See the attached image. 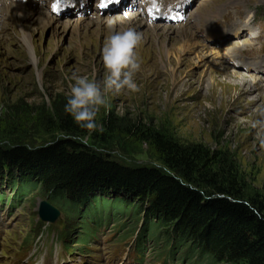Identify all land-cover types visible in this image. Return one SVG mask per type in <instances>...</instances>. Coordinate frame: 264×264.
Here are the masks:
<instances>
[{"label":"rangeland","instance_id":"374dc122","mask_svg":"<svg viewBox=\"0 0 264 264\" xmlns=\"http://www.w3.org/2000/svg\"><path fill=\"white\" fill-rule=\"evenodd\" d=\"M84 1L81 10L74 4L57 14L50 10L53 0H24L21 16L12 0H0V147L41 145V118L56 104L64 108L73 76L102 87L105 41L114 31L133 29L142 37L135 49L141 65L134 75L138 91L105 94L99 125L112 112L167 127L187 141L227 149L248 180L264 189V145L251 127L264 109V0H190L183 16L164 20L152 19L147 11H164L179 0H151L154 7L149 0H128L112 10H103L102 0ZM219 8V18L207 23L209 12ZM153 27L158 32L147 33ZM237 28L243 34L233 35ZM239 44L236 58L243 64L227 65L235 57L228 51ZM256 58L262 65L251 71L259 74L240 70ZM230 70L246 72L249 88L234 89L237 80L225 76ZM147 149L143 144L110 154L124 164L159 165ZM22 181L19 171L4 168L0 174V264H207L197 255L182 260L184 249L180 253L148 238L146 215L136 218L115 208L85 241L81 220H68L69 212L53 203L60 218H41L39 210L48 199L37 186L24 194Z\"/></svg>","mask_w":264,"mask_h":264},{"label":"trees","instance_id":"16d2710c","mask_svg":"<svg viewBox=\"0 0 264 264\" xmlns=\"http://www.w3.org/2000/svg\"><path fill=\"white\" fill-rule=\"evenodd\" d=\"M41 122V145L0 147V174L19 171L23 193L37 186L48 202L69 212L68 220H81L83 238L115 208L146 215L148 238L184 249L182 260L197 255L207 264H264V189L248 180L229 150L112 112L101 125L96 119L87 143L77 139L87 131L57 104ZM143 144L159 165L124 164L110 154Z\"/></svg>","mask_w":264,"mask_h":264},{"label":"clouds","instance_id":"9594fccd","mask_svg":"<svg viewBox=\"0 0 264 264\" xmlns=\"http://www.w3.org/2000/svg\"><path fill=\"white\" fill-rule=\"evenodd\" d=\"M142 37L133 29L114 31L104 43L101 59L105 69L103 84L84 76H73L70 96L64 106L80 129L87 135L77 137L87 143L92 132L98 129L96 117L101 107L106 106L107 93L119 94L122 90L138 91L134 75L140 70V63L135 49ZM260 118L253 121L251 127L257 130L260 143L264 145V109L260 110Z\"/></svg>","mask_w":264,"mask_h":264},{"label":"bare ground","instance_id":"6f19581e","mask_svg":"<svg viewBox=\"0 0 264 264\" xmlns=\"http://www.w3.org/2000/svg\"><path fill=\"white\" fill-rule=\"evenodd\" d=\"M12 2L14 3V5H15V7H16V9H17V11L19 12V14L21 15V16H23L22 14H21V12H22V6H23V2H24V0H12ZM44 5V4H43ZM149 7H154V5H153V2L151 1V0H149V2H148V4H147ZM239 5V4H238ZM222 7V6H221ZM40 8H44L43 6H41ZM150 10V9H149ZM218 11H214V12H212V13H210L209 12V14L207 15V17H209L210 19H208V21H207V23H211L212 21H213V19H218L219 18V16L221 15V10H220V8L219 9H217ZM19 15V16H20ZM53 18V17H52ZM39 21H40V19H39ZM51 21V20H50ZM41 22H46V23H48V21L47 20H45V21H41ZM40 22V23H41ZM218 22V21H217ZM248 24L249 25H251L252 24V21H250V20H248ZM237 25V24H236ZM181 30V29H180ZM242 30L243 29H241V28H237V30L233 33V35H241V34H243V32H242ZM150 31H156V32H158V30L156 29V27H153V28H151L150 30H148L147 31V33H149ZM244 45H248V44H245L244 43ZM231 50H229L228 51V53H232L231 54V56H235L234 57V61H233V63L234 64H231L230 62H226L227 63V65H231V66H239V65H237V64H239L240 63V65L241 64H243L242 62H240V59L239 58H236V57H238L237 55H239L240 54V51L241 50H239L240 49V44L238 45V46H233V48H230ZM247 58H249V57H247ZM250 59V58H249ZM258 59H260V58H256V59H254V60H257V61H254L253 62V64H251V65H249V67H247V68H245V67H243L244 69H242V68H240V70H244V71H246L247 69H248V71H251V70H253L254 69V67L255 68H257V69H259L260 68V66L262 65L261 63V61L260 60H258ZM245 63H248L247 61H245ZM252 63V62H251ZM230 66V67H231ZM229 70V67L228 66H225L224 67V70ZM246 69V70H245ZM255 70L254 72H252V74H259L258 72V70ZM230 73L229 74H225V76H226V78H228V76H231V77H234L236 80H237V82H236V85L233 87L234 89H238V88H240L241 90L242 89H248L249 88V86H250V83H251V80H249L247 77V75L245 74V73H241V72H238V71H234V70H230L229 71ZM261 79V78H260ZM255 81L256 82H261V80H257V79H255ZM255 81H254V85H257V83H255ZM219 83V82H218ZM261 87H263V85L261 86Z\"/></svg>","mask_w":264,"mask_h":264},{"label":"water","instance_id":"95a60500","mask_svg":"<svg viewBox=\"0 0 264 264\" xmlns=\"http://www.w3.org/2000/svg\"><path fill=\"white\" fill-rule=\"evenodd\" d=\"M41 218L50 222H56L60 218V211L48 201H43L39 210Z\"/></svg>","mask_w":264,"mask_h":264},{"label":"snow or ice","instance_id":"6c2138e0","mask_svg":"<svg viewBox=\"0 0 264 264\" xmlns=\"http://www.w3.org/2000/svg\"><path fill=\"white\" fill-rule=\"evenodd\" d=\"M101 8H105V7H108V0H102V3L100 5ZM53 10L55 11L56 10V6L54 5L53 6Z\"/></svg>","mask_w":264,"mask_h":264}]
</instances>
